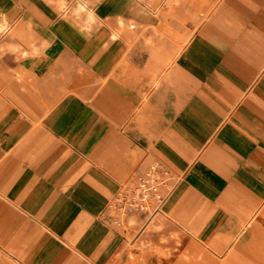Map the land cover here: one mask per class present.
<instances>
[{"label":"crops","instance_id":"obj_1","mask_svg":"<svg viewBox=\"0 0 264 264\" xmlns=\"http://www.w3.org/2000/svg\"><path fill=\"white\" fill-rule=\"evenodd\" d=\"M69 1L0 0V28L22 52L4 74L0 200L27 215L5 237L7 246L26 225H49L55 208L110 197L136 153L150 151L149 165L159 160L180 168L201 152L253 153L264 144V0H223L195 30L197 10L189 30L159 19L157 47L167 50L143 59L155 65L148 73L133 63V51L126 72L119 70L118 29L100 27L92 39V18L104 15L101 0H75L74 9ZM80 10L86 13L77 18ZM58 49L78 52L105 79L92 98L85 88H62L65 59ZM24 69L47 81L40 92L56 96L52 102L22 82ZM134 73H142L141 87ZM80 216L77 234L89 220L84 211ZM9 221L0 222L2 232Z\"/></svg>","mask_w":264,"mask_h":264},{"label":"rangeland","instance_id":"obj_2","mask_svg":"<svg viewBox=\"0 0 264 264\" xmlns=\"http://www.w3.org/2000/svg\"><path fill=\"white\" fill-rule=\"evenodd\" d=\"M222 1L101 0L104 15L92 18V39L100 27L118 29L114 43H121L119 70L126 72L133 51V63L148 73L147 68L155 65L143 64V59L147 61L153 51L167 50L163 45L157 47L162 43L157 36L159 19L189 30L191 13L197 10L195 30ZM75 3L70 0L68 7L74 9ZM117 4L116 14L109 15ZM81 10L91 11L86 6ZM81 10L77 18L86 13ZM126 30L132 33L130 37ZM10 41L8 29L0 28V111L6 103L7 66H18L22 55ZM126 43L135 44L126 49ZM141 43H146L144 48ZM59 54L65 59L62 88H85V98H92L105 79H98L92 64L80 59L78 52L58 49ZM30 72L23 70L22 82L36 90L40 100L52 102L56 96L40 92L47 81L34 79ZM142 76L134 73L140 87ZM139 142L147 145L143 138ZM226 148L229 151L198 153L180 168L154 160L169 171L161 187L164 199L160 205L151 202L144 208L137 205V178L152 156L148 150L136 153L132 167L115 177L110 197H90L86 207L55 208L49 225H26L12 246L6 245L5 237L27 215L0 200V222L4 217L11 219L8 224L12 222L6 233L0 227V264H264V144L253 153ZM83 211L89 220L86 230L77 234Z\"/></svg>","mask_w":264,"mask_h":264},{"label":"built area","instance_id":"obj_3","mask_svg":"<svg viewBox=\"0 0 264 264\" xmlns=\"http://www.w3.org/2000/svg\"><path fill=\"white\" fill-rule=\"evenodd\" d=\"M168 174V169L161 163L154 161L138 176L136 199L139 207H147L151 202L160 205L164 199L161 187L166 183Z\"/></svg>","mask_w":264,"mask_h":264}]
</instances>
